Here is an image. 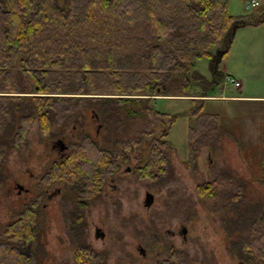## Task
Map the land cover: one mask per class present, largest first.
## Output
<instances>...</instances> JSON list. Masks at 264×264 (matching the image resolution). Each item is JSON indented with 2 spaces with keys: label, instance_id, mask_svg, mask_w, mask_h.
Instances as JSON below:
<instances>
[{
  "label": "trees",
  "instance_id": "obj_1",
  "mask_svg": "<svg viewBox=\"0 0 264 264\" xmlns=\"http://www.w3.org/2000/svg\"><path fill=\"white\" fill-rule=\"evenodd\" d=\"M230 10V0H0V185L36 120L47 139L69 140L71 128L76 139L69 155L45 172L44 185L64 183L85 193L89 186L96 195L135 150L149 151L136 170L139 180L165 177L172 148L165 137L183 115L155 110L161 98H187L199 117L187 148V165L197 170L204 118L198 110L224 81L219 65L236 31L264 23V5L239 16ZM201 59L210 61L211 79L195 69L194 60ZM90 117L101 125L102 143ZM136 119L150 127L124 140L123 128ZM157 125L163 127L159 135ZM216 184L204 182L198 191L215 198ZM40 200L25 204L8 224L0 264H36ZM256 215L259 231L245 240L241 264H264V206ZM77 216L71 228L77 263L104 264L103 254L79 242ZM241 245L232 244V255Z\"/></svg>",
  "mask_w": 264,
  "mask_h": 264
},
{
  "label": "rangeland",
  "instance_id": "obj_2",
  "mask_svg": "<svg viewBox=\"0 0 264 264\" xmlns=\"http://www.w3.org/2000/svg\"><path fill=\"white\" fill-rule=\"evenodd\" d=\"M244 3L245 0H230L231 13H245ZM247 34V31L239 33L227 61H221L219 65L224 75L229 73L241 81L242 88H235L224 77L223 83L211 93L214 98L205 101L203 110H198L204 118L199 130L203 144L197 157V170L193 171L187 165V148L189 128L201 125L199 117L193 115L187 98H161L155 110L183 115L165 137L172 145L168 150L167 176L154 182L147 181L148 185L145 180L124 177L117 182L119 190L112 193V189H108V197L99 201L95 197L97 194H93L95 190L89 186H86V193L79 194L78 197L86 202L92 200L82 214L89 218L90 243L97 250L104 249L101 258L104 264H156L166 259H170V264H182V260L184 264L242 263L240 258L246 252L244 242L258 233V224L254 223L258 222L256 214H260L264 206V99H251L264 97V41L256 49L255 59L250 60ZM194 63L200 74L212 78L208 59L194 60ZM195 91L201 94L200 88L196 87ZM234 97L241 98L231 99ZM199 102L194 110H197ZM99 126L97 120L89 118L90 129L101 140L100 135L97 136ZM147 127H150L149 123L142 119L128 121L122 138L130 140ZM72 131V128L67 130L70 139H64L68 145L71 137L76 140ZM155 131L158 134L163 127L157 125ZM26 137L22 153L13 154L9 159L8 181L4 184V180V185H0V243L8 240V224L16 219V214L35 194L22 192L19 195L17 184L42 193L44 188H37L36 182L42 179L46 174L44 169L56 159L53 142L58 138L44 137L38 120L32 123ZM148 155V150H137L130 157V165H135L140 156L146 163ZM214 181L218 184L214 190L216 197L201 196L198 191L200 184ZM146 187L155 197L149 211L144 207ZM113 197L115 202L110 201ZM72 203L70 200L63 203L55 201L39 213L36 264H77L64 217L66 211L75 210L74 201ZM45 204H49L48 201ZM78 211L75 210V214L81 213ZM81 221L78 223L82 225ZM96 226L106 233L105 241L94 237ZM183 227L188 230L186 243L183 236L178 235L174 240L167 236V230L177 234ZM171 243L186 255L171 257ZM140 244L150 250L147 261L138 254ZM232 244H242L233 255L230 252ZM253 248L257 250L256 245Z\"/></svg>",
  "mask_w": 264,
  "mask_h": 264
},
{
  "label": "flooded vegetation",
  "instance_id": "obj_3",
  "mask_svg": "<svg viewBox=\"0 0 264 264\" xmlns=\"http://www.w3.org/2000/svg\"><path fill=\"white\" fill-rule=\"evenodd\" d=\"M98 122V121H97ZM100 129H101V125L99 126L98 130H97V136L100 132ZM100 135V134H99ZM96 136V135H95ZM100 137V136H99ZM101 138V137H100ZM98 140V138H97ZM60 141H63L64 144L67 146V148H63V145L61 144ZM100 143H102V138L101 140H98ZM53 149H56L55 154V161H52L51 164L45 168L44 170V173L51 169L52 165L55 163V162H59V161H62L64 160L70 153V146L68 144H66L65 140L62 139V138H58L57 140H55L53 142ZM137 150H135L134 152L130 153L129 154V160L127 162H124L123 164V167L121 168L120 171H118L116 174H114L113 176H108L107 179H106V182L103 186V188L100 190V192L95 196L96 198L98 197V201L103 198L105 199V196L108 197V189H112V193L114 191H117L120 189V186L118 185V181H121L122 178L124 177H132V178H135L136 180L138 181H142V180H139L138 177H137V173H136V170L145 165L146 163L143 162V158L140 156L139 157V161L136 162L135 165H130L131 164V158L133 156V154L136 152ZM143 152V151H142ZM169 162H170V157H169ZM124 171H126V173L123 175ZM167 176V175H166ZM165 176V177H166ZM164 178V177H162ZM40 178L38 180V182H36V185H37V188L41 189V188H44V191L42 193H40V190H38V192L36 191H32L31 189H26L24 186H22L21 184H17V188L19 189V195L22 194V192H25V193H35L33 194V197L30 199V201L37 197V196H40L41 197V200H40V206H41V210L40 212L42 211L43 208H45V206L47 205L48 207L50 206L51 203L53 202H58V201H61L62 203L63 202H66V201H71V203L74 201V204H75V210H80L78 212H81L80 214H78L77 218L79 220H82L81 222H83L81 226L82 228V231H83V236L81 237V239H79V242L81 241V243H84L86 245V247L88 248H91L92 250H96L98 253H101L102 254V251L104 249H101V250H97L94 248V246L90 243V239H91V231H90V228L87 224V222L89 221V218L87 215H84L82 214V212L86 211L89 207H90V201H85L84 199L82 198H79V194L82 193V191H79L78 189H75L74 187H70L68 186L67 184H64V183H54L50 186H47V185H44L40 182ZM146 183L148 180H145ZM156 181V180H154ZM154 181H151V182H154ZM144 182V180L142 181ZM150 182V181H149ZM59 185V186H58ZM146 185V184H145ZM148 185V183H147ZM39 186V187H38ZM20 187H23V189H21ZM71 188V191L73 193H70V189ZM35 190V189H34ZM40 193V194H39ZM70 194V195H69ZM144 207L147 211H149L151 209V207L154 205L155 203V197L153 194H151V192H148L147 190V187H146V192L144 194ZM149 195H152L154 200H153V203L150 205V206H147V203H148V196ZM94 197V198H95ZM110 199V198H109ZM48 201L49 204H45V202ZM110 201L112 202H115L114 200V197L112 199H110ZM73 205V203L71 204ZM75 210L74 211H66L65 214H64V217H65V221H66V226H67V235L69 236L70 240H71V247H73V250H74V256H75V253H76V249H75V241L73 240V238L71 237V233L72 231H68L69 229H71L73 227V222H74V219H75ZM39 212V213H40ZM77 213V212H76ZM17 215V214H16ZM76 220V219H75ZM78 222V221H77ZM187 233H188V230L186 229V227H183L182 228V231H178V233L176 234V232L174 231H171V230H167V236L174 240L176 238V236H183L182 239H183V242L186 243L187 242ZM94 237L97 239V240H101V241H105L107 236H106V233L102 230V228H100L99 226H96L95 227V230H94ZM147 238V237H146ZM161 240H159L160 242ZM170 247H172V251L171 253H175V251L179 250L177 248V246H174V243H171ZM175 248V249H174ZM30 248L27 249V253L30 254ZM149 248L146 247V246H143L142 244L139 245L138 247V254L139 256L141 257V259H143L144 261H147L149 260ZM179 252V251H178ZM183 253V252H181ZM104 254V253H103ZM184 255H186L185 253H183ZM173 255H171V257H173ZM168 258V257H167ZM159 261V258L157 259ZM76 261V259H75ZM77 262V261H76ZM170 259H166L164 260L163 262H158L156 264H170ZM173 263V262H172ZM78 264V263H77ZM174 264V263H173Z\"/></svg>",
  "mask_w": 264,
  "mask_h": 264
},
{
  "label": "crops",
  "instance_id": "obj_4",
  "mask_svg": "<svg viewBox=\"0 0 264 264\" xmlns=\"http://www.w3.org/2000/svg\"><path fill=\"white\" fill-rule=\"evenodd\" d=\"M249 1L250 0H245V3L243 5V7L246 6V9H247V4H248ZM258 1L261 3V5H264V1H262V0H258ZM243 11L245 13H241V15L250 14V13L254 12V10L253 11L252 10H243ZM234 16H239V15H234ZM243 31H247V33H248L247 35L249 36V39H248L247 53H248V58L250 60H253V59H255V51H256V49L258 47H260L261 43L264 41V23L262 25H259V26H248V27H245V28H242V29H239L238 31H236V34L234 36V39H233V42H232V45H231V48H230V51H229L228 54L231 53L236 41L238 40L239 33L243 32ZM228 56L229 55H227L226 58L223 59V62L227 61ZM227 76H231V75L229 73H225V77L226 78H227ZM231 77H232V79H234L235 81L240 83V87L238 89H241L242 86H243L241 81H239L237 78H235L233 76H231ZM235 88H237V87H235ZM212 98H214V97H212ZM240 98L241 97H234V98H231V99L236 100V99H240ZM209 99H211V98H209ZM251 99H256L257 101H262L264 99V97H251Z\"/></svg>",
  "mask_w": 264,
  "mask_h": 264
},
{
  "label": "built area",
  "instance_id": "obj_5",
  "mask_svg": "<svg viewBox=\"0 0 264 264\" xmlns=\"http://www.w3.org/2000/svg\"><path fill=\"white\" fill-rule=\"evenodd\" d=\"M260 6H261V3L258 0H250L247 4V10H253V9L259 8ZM227 80H229V82L235 87L240 86V83L235 81L232 78H227Z\"/></svg>",
  "mask_w": 264,
  "mask_h": 264
},
{
  "label": "water",
  "instance_id": "obj_6",
  "mask_svg": "<svg viewBox=\"0 0 264 264\" xmlns=\"http://www.w3.org/2000/svg\"><path fill=\"white\" fill-rule=\"evenodd\" d=\"M60 142H61V144L63 145V148H67V146L64 144L63 141H60ZM20 188L23 189V187H20ZM153 200H154L153 196H152V195H149V196H148V203H147V206H150V205L153 203Z\"/></svg>",
  "mask_w": 264,
  "mask_h": 264
},
{
  "label": "bare ground",
  "instance_id": "obj_7",
  "mask_svg": "<svg viewBox=\"0 0 264 264\" xmlns=\"http://www.w3.org/2000/svg\"><path fill=\"white\" fill-rule=\"evenodd\" d=\"M227 79V78H226Z\"/></svg>",
  "mask_w": 264,
  "mask_h": 264
}]
</instances>
